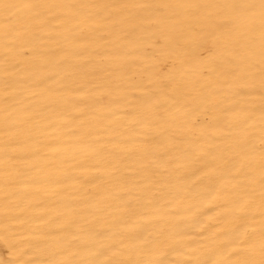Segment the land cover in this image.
<instances>
[{"label":"snow or ice","instance_id":"snow-or-ice-1","mask_svg":"<svg viewBox=\"0 0 264 264\" xmlns=\"http://www.w3.org/2000/svg\"><path fill=\"white\" fill-rule=\"evenodd\" d=\"M0 232V264H264V0H0Z\"/></svg>","mask_w":264,"mask_h":264},{"label":"bare ground","instance_id":"bare-ground-1","mask_svg":"<svg viewBox=\"0 0 264 264\" xmlns=\"http://www.w3.org/2000/svg\"><path fill=\"white\" fill-rule=\"evenodd\" d=\"M102 2H112V0H102ZM120 2H128V0H120ZM149 2H155V0H149ZM37 47L39 48V50L41 52L48 53L50 49L56 48V47H58V45L51 43V42H47V43L46 42H38ZM151 52H152L151 48H148L146 50V54H151ZM21 59H24V58L21 57ZM21 67H23V65H21ZM200 119H201L202 124H207L210 122V120L204 116H201ZM195 210H196V202L194 201L193 202V211H195ZM202 210L206 213V215H212L213 214L211 212H207L206 208L202 209ZM4 235L5 234L3 232H0V237H3ZM16 239H17V237L9 236V240L13 243L16 241ZM9 258H10L9 247L3 243H0V260L7 261Z\"/></svg>","mask_w":264,"mask_h":264}]
</instances>
